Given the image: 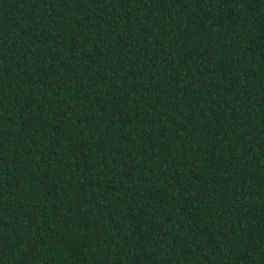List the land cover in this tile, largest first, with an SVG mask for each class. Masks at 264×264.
Returning a JSON list of instances; mask_svg holds the SVG:
<instances>
[{
  "label": "trees",
  "instance_id": "obj_1",
  "mask_svg": "<svg viewBox=\"0 0 264 264\" xmlns=\"http://www.w3.org/2000/svg\"><path fill=\"white\" fill-rule=\"evenodd\" d=\"M0 264H264V0H0Z\"/></svg>",
  "mask_w": 264,
  "mask_h": 264
}]
</instances>
